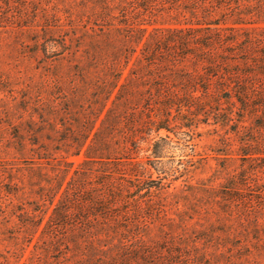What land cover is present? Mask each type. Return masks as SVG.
<instances>
[{"label":"trees","instance_id":"trees-1","mask_svg":"<svg viewBox=\"0 0 264 264\" xmlns=\"http://www.w3.org/2000/svg\"><path fill=\"white\" fill-rule=\"evenodd\" d=\"M59 2L27 30L0 264H198L192 231L262 228L264 0ZM218 126L237 147L196 151ZM208 151L242 169L172 188Z\"/></svg>","mask_w":264,"mask_h":264},{"label":"rangeland","instance_id":"rangeland-1","mask_svg":"<svg viewBox=\"0 0 264 264\" xmlns=\"http://www.w3.org/2000/svg\"><path fill=\"white\" fill-rule=\"evenodd\" d=\"M58 1L61 3L63 0ZM56 2L57 0H0V228H2L3 223L2 211L11 209L12 204L16 202L12 189L16 167L20 163V159L15 152L16 140L14 135L15 131L18 130L16 125L18 91L22 82L20 78L26 69V65L30 63L27 53L32 48L31 42L28 41L27 30L37 21L35 19L38 18L36 12L39 7H49ZM33 72H35L33 69L29 71V73ZM200 129L212 130L214 126L203 125ZM216 129L217 131L214 130L209 134H203L201 138H196V151L200 154L206 153L205 150L209 149L207 146L213 145L214 139H219L217 135L224 136L225 133H227V137L234 139L232 142H228L232 147L231 149L237 147L238 142L235 141L233 135L229 134L230 131L219 126ZM189 153L192 151L189 150ZM207 153L210 156L204 160H199L201 158L199 156L197 159L194 157L193 160L198 161L191 168L192 172L189 174L191 178L184 174H182L183 176L178 175L174 178L176 180L172 182L171 187L184 185L186 179H191V183L221 185L229 176L222 166H228L230 167L228 170L236 172L242 169L241 164L243 162L239 160H215V158H211L213 153L209 151ZM139 156L145 159L147 153L140 152ZM81 159L82 157L70 159L74 162L72 169L77 166ZM252 168L260 171L258 173L260 186L252 188L251 191L256 192L260 190L261 186L264 187V160L257 161ZM8 191L12 193H8ZM7 206L8 208H6ZM261 226L262 228L255 230L253 225L248 223L241 226L238 224H218L209 231H192L194 234L209 237L207 244L200 245L198 250L200 254L206 251L207 255L200 257L202 258L200 260H195V258L192 260L197 261L198 264H264V224ZM9 232L12 233L13 230H9ZM0 238L7 239L2 234H0ZM8 241L9 239L3 240L1 243L7 246L10 245ZM0 248L4 249V246H0ZM29 249L31 250L32 246ZM219 250L223 251L220 252ZM190 256L197 257L198 255L195 252H190ZM119 264L125 263L120 262Z\"/></svg>","mask_w":264,"mask_h":264}]
</instances>
